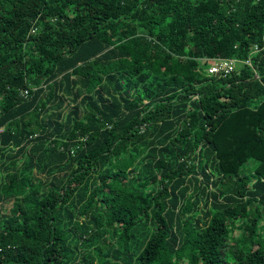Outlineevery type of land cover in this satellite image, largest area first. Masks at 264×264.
Here are the masks:
<instances>
[{
    "label": "trees",
    "instance_id": "trees-1",
    "mask_svg": "<svg viewBox=\"0 0 264 264\" xmlns=\"http://www.w3.org/2000/svg\"><path fill=\"white\" fill-rule=\"evenodd\" d=\"M0 264H264V0H0Z\"/></svg>",
    "mask_w": 264,
    "mask_h": 264
},
{
    "label": "built area",
    "instance_id": "built-area-1",
    "mask_svg": "<svg viewBox=\"0 0 264 264\" xmlns=\"http://www.w3.org/2000/svg\"><path fill=\"white\" fill-rule=\"evenodd\" d=\"M260 48L258 45H254L253 50L258 51ZM246 64H250L249 60L244 61ZM240 65V62L236 59L230 58H213L208 59L205 65V71L209 75H219L226 77L234 72ZM28 90H24L23 95L26 96Z\"/></svg>",
    "mask_w": 264,
    "mask_h": 264
}]
</instances>
